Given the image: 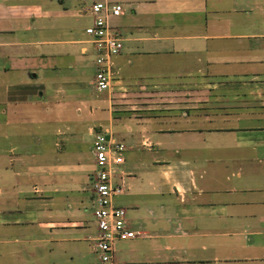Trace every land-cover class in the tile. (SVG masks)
I'll use <instances>...</instances> for the list:
<instances>
[{
  "label": "crops",
  "instance_id": "obj_1",
  "mask_svg": "<svg viewBox=\"0 0 264 264\" xmlns=\"http://www.w3.org/2000/svg\"><path fill=\"white\" fill-rule=\"evenodd\" d=\"M92 1L0 0V264H97L99 132L125 146L118 260L264 264V0H103L123 47L95 99Z\"/></svg>",
  "mask_w": 264,
  "mask_h": 264
},
{
  "label": "built area",
  "instance_id": "obj_2",
  "mask_svg": "<svg viewBox=\"0 0 264 264\" xmlns=\"http://www.w3.org/2000/svg\"><path fill=\"white\" fill-rule=\"evenodd\" d=\"M119 3L94 0L88 7L90 22L84 33L95 51L94 87L98 91L108 90L115 77L113 57L122 48V37L110 23L112 17L121 13ZM125 146L110 135L96 133L92 141L93 170L89 182L94 203V222L97 233L93 239V250L97 264H124L116 258V243L134 238L137 231L126 219V210L117 205L113 197L122 191V178L114 182V165L123 161Z\"/></svg>",
  "mask_w": 264,
  "mask_h": 264
},
{
  "label": "rangeland",
  "instance_id": "obj_3",
  "mask_svg": "<svg viewBox=\"0 0 264 264\" xmlns=\"http://www.w3.org/2000/svg\"><path fill=\"white\" fill-rule=\"evenodd\" d=\"M81 23H82V22H81ZM84 24H85V23H84ZM78 26H80V25L78 24ZM122 45H123V43H122ZM122 47H123V46H122ZM93 56L95 57V52H94V51H93ZM93 60H94V58H93ZM89 65H90V64H88V65L86 66V74H85V78H86V79H85V81H86L89 85H92V86H93V83L90 84V82H91V78H93L94 69H93L91 66H89ZM95 94H97L98 97H101V96L104 97V96H105V92H104V91H102V92H100V93H96V92L92 91V96H91V98L95 99V97H94ZM32 109H33L32 107H31V108H23V110H24L25 112L31 111ZM15 140H19V139H15ZM29 140H30L29 137H27V138L25 139L26 142H29ZM47 142H49V143L52 142L50 137H47L46 139H43V143H44V145H49V144H47ZM29 145L32 147V146H33L32 142H30ZM51 148H53V147L51 146Z\"/></svg>",
  "mask_w": 264,
  "mask_h": 264
}]
</instances>
